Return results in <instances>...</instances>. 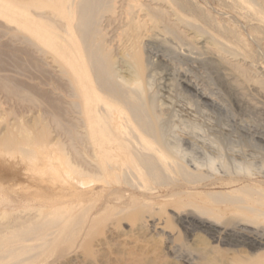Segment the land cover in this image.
I'll return each instance as SVG.
<instances>
[{
	"label": "bare ground",
	"instance_id": "6f19581e",
	"mask_svg": "<svg viewBox=\"0 0 264 264\" xmlns=\"http://www.w3.org/2000/svg\"><path fill=\"white\" fill-rule=\"evenodd\" d=\"M215 1L223 18L196 0H0L25 74L23 87L4 78L0 98L29 118L11 106L19 128L0 127V264H264L252 255L264 211L244 189L204 195L223 208L192 202L232 177L223 147L211 137L214 155L190 157L196 141L171 121L218 109L202 73L264 93L250 72L264 61V0ZM130 236L148 251L117 241Z\"/></svg>",
	"mask_w": 264,
	"mask_h": 264
},
{
	"label": "rangeland",
	"instance_id": "374dc122",
	"mask_svg": "<svg viewBox=\"0 0 264 264\" xmlns=\"http://www.w3.org/2000/svg\"><path fill=\"white\" fill-rule=\"evenodd\" d=\"M196 1L199 2L200 5L203 4V6L205 3V6L213 12L214 16H216L218 18H220L221 16H222L221 18H223L224 17L223 14H225L227 12V10L222 9L221 6L215 0H211V1L210 0H196ZM206 4H209V5H206ZM216 12H218L219 14ZM242 25L243 24L239 21L238 26H241L240 27L241 29H242ZM3 37L0 34V82L3 84H7L6 83V80H7L8 82L12 83L13 85H15L17 87H23L25 84V81H24L25 80L24 60H23V58H21L23 56L21 54L17 53L15 55V58L17 61H14V59H13L14 57L12 58V53H10L11 47H9L10 45L7 43L6 37L5 38H3ZM8 47L10 48V50ZM9 54H10V56H9ZM21 65H22L23 69L21 68ZM256 66H257V68H256ZM20 69H22V70H20ZM255 70H257V71L255 72ZM258 71H259V74H258ZM250 72L254 77L256 76L255 74H257V77H256L257 80H262L264 78L263 77L264 76V61L262 62V60H259L258 63H255L254 69H253V67H251ZM202 77L204 78V79L201 78L203 86L206 87L208 85V87H206V89H208V90L210 88V90L207 92L210 93V91H212L213 94L215 93L214 95H215V97H217L216 98L217 103H218V105L220 104L218 106V109L216 111H211L209 109H205V108L203 109L202 108V109L198 110V112H196V113L193 112L189 116L188 120L186 119L187 122L185 121V123H183L182 125L177 123V120L173 117H172L171 121L174 122V120H175L174 123L177 127L176 128L177 132L186 133L189 136L191 135L192 138H194V140L197 143V146H194L193 148L188 150L190 153L189 155H190V157H193V156H195L196 158L199 157L198 159L201 162L205 161V158H204L205 154L202 151L205 149V147H207L206 151H208L210 153L213 152L215 154V151H213V150H215L214 147H216V145H212V143L209 145V141H208V140H210L211 137L212 138H211L210 142L213 141V139L215 137L214 140L217 141L219 143V145L223 147V149H224L223 153L224 154L226 153L225 155L224 154L223 155L226 158H228V157L231 158V160L229 158L227 160H228V163L230 162L229 167L232 168V170L230 169L232 172V177L229 179H226L224 182L216 184L215 186H202V188H199V190L193 191V192L201 193V194H199L200 195L199 198H197L195 201H192V202L195 204H199L203 207H208V208H212V209L223 208L224 207L223 203H220L219 201L218 202L210 201L204 195L207 193H216V192H222V193L225 192L226 193V192H229V191L235 190V189H244L245 192L243 191L242 194L240 195L242 200H244L246 203V205H244V206L252 207L257 211H264V167H263L264 166V162H263L264 161V154H263L264 153V128H263L264 127V95H263L264 93H261V91L258 89L259 87H257L256 85H252V84L251 85L250 84L249 85H243L244 88L242 86H239V89H240L239 90V89H236L233 87H229L231 85L229 83H227L225 80L224 81L221 80L220 78H222V77H220L219 79H214V82H211V81L209 82L210 79H208L206 74L204 75L202 73ZM13 80H15V81H13ZM203 80H205V81L203 82ZM202 83L200 82V84H202ZM227 84H229V85H227ZM214 88H216V90ZM258 91H260V92H258ZM183 101H184V99L179 101L180 103H178V105L179 106L185 105L184 103H186L187 100H185L184 102ZM0 105H1V109H2V110L0 109V111H1L0 112V121H1L0 125L3 124L0 126L1 128H4L5 124L8 123L5 121H8V120L10 123H15L19 128L18 123L14 119H12L16 116H17L16 117L17 120H19V119L21 120L22 116H23L22 119H25L23 121L29 120V118L27 117V114H24L23 110L21 109L22 106L15 107V105H12V103L10 105V103L8 104L6 101H4L3 98H0ZM11 106L12 107L14 106L13 109L15 110V111L13 110L14 113L11 112V114H13V116L14 115L15 116L10 117L11 116V114H10V116H8L10 118H7L6 114L10 113V111L12 109ZM250 106H252V107H250ZM177 109L178 108H176V110ZM243 112H245V113H243ZM24 116H25V118H24ZM1 119H3V120H1ZM21 126L22 125L20 124V127ZM194 126H197V127L201 128L203 131L208 132L209 137L202 134V132L197 133V131H196L197 134L194 133L193 130L191 129ZM1 128H0V130H1ZM189 128L191 129V131ZM18 131H19V129L15 128V130L13 131V134H18L17 133ZM21 131H22V129L20 128V131H19L20 134L22 133ZM251 137H252V139H251ZM228 141H230L229 144H228ZM237 148H238L239 152L237 150H235ZM259 151H260V153H259ZM192 153H194L195 155L193 154V156H192ZM233 156L235 157V160H237V161H234L235 163L232 160V158H234ZM203 163H205V162H203ZM246 163L249 165L252 163V165H250V166H253L250 169V172L252 173L251 174L252 176H250V177L246 176L245 172L240 171L238 169L239 165L237 166V164L243 165ZM216 168L218 169L219 167L216 166ZM221 175H222V173H221ZM19 177L20 176H18V179H19ZM231 179H233V184H228L229 180H231ZM18 181H21V180L19 179ZM174 213L176 214L178 212L173 207H168V209L166 210L167 216L171 217L174 215ZM226 216H228V214H226ZM261 220H262V223H261L262 227H264V217H261ZM124 227L126 228V226H124ZM258 229L257 230H258L259 234H261L262 230H264V228H258ZM105 235L106 236L108 235L109 238L116 240L115 239V237H116L115 233H112L111 235L106 233ZM117 241H121L122 243H126L127 244L126 248L141 250L140 252L148 251V249L146 247H144V244H142L140 242H136L132 238V236H130L126 239L120 238L119 240L117 239ZM151 245H153L156 252H159L160 254L163 253L164 245L162 243H160L158 240L152 241ZM234 250H237V249H234ZM257 254L264 255V246L262 248H260L259 250L252 252V255H254V256Z\"/></svg>",
	"mask_w": 264,
	"mask_h": 264
}]
</instances>
